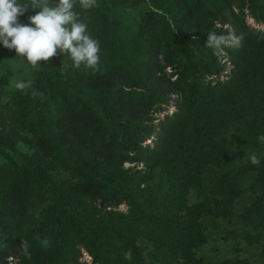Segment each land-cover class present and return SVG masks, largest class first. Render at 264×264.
<instances>
[{"label": "trees", "instance_id": "trees-1", "mask_svg": "<svg viewBox=\"0 0 264 264\" xmlns=\"http://www.w3.org/2000/svg\"><path fill=\"white\" fill-rule=\"evenodd\" d=\"M142 1L87 8L102 75L85 97L74 80L57 93L54 56L35 107L31 92L0 110V264H81L82 231L94 264H212L195 253L206 222L236 212L264 257V32L247 23L264 25V0ZM209 32L242 40L216 50Z\"/></svg>", "mask_w": 264, "mask_h": 264}, {"label": "rangeland", "instance_id": "rangeland-1", "mask_svg": "<svg viewBox=\"0 0 264 264\" xmlns=\"http://www.w3.org/2000/svg\"><path fill=\"white\" fill-rule=\"evenodd\" d=\"M138 7L140 10H147V3L139 0ZM20 0H18V3ZM56 0H50L52 6H55ZM73 3V12L77 13L78 22L84 23L86 25V31L89 30V23L93 17L87 14V8L83 7L81 0H72ZM80 4V5H79ZM89 9V8H88ZM39 9H29L24 15L17 18V22L29 25V17L35 15ZM93 12L100 15H105L106 19L110 17L109 12L105 13L102 8L97 6V9L93 8ZM93 16V15H92ZM247 23L254 28L256 31L264 32V25L255 23L251 18H247ZM68 57H66L67 63L61 54L57 51V59L60 64L57 69L47 71V74H50V81L53 83V86L56 88L57 93L60 90L65 88L66 90L70 88V82L74 80L75 84V96L81 95L85 97V90H87L86 84L91 80L97 78L98 75H102L99 65L95 67H89L86 63H81L79 67H76L74 61L71 59L70 54L67 52ZM94 69V70H93ZM92 70L94 72H92ZM44 73L38 65L32 66L26 59V57L17 55L15 49H7L0 43V110L2 111L3 116L11 115L13 112L12 109V100L16 96L28 97L32 92V102L28 106L33 109L36 103L39 101L40 92L33 85L37 77L41 76ZM71 76V79L68 77ZM32 81L31 86L25 89H18L16 87L17 82H27ZM33 85V87H32ZM32 87V88H31ZM36 95L34 92H36ZM29 100V98H28ZM47 110L54 115L55 111L52 108L50 101L46 102ZM171 111V110H170ZM169 111V112H170ZM162 117V115H160ZM3 160V159H2ZM198 201V198L194 193L189 196V203H194ZM46 202H44V205ZM238 208V207H236ZM118 209L123 212H128V206L122 204L118 206ZM207 231H206V241L205 243L195 251L198 258H201L206 263H219L224 260H246L249 264H264V257L261 254V242L257 243L254 240H246L245 236L247 233L252 234L249 228H247L237 217V212L235 216L219 219L215 221V224L207 220ZM31 229L30 231H27ZM33 227H24L22 231H19L16 236L31 233ZM27 231V232H26ZM27 234V235H28ZM26 235V236H27ZM88 235L82 232H76L71 241L75 243V249H73V255L76 256L78 262L81 264H94L92 259L87 253L86 239ZM9 263L13 262V258H8Z\"/></svg>", "mask_w": 264, "mask_h": 264}, {"label": "clouds", "instance_id": "clouds-1", "mask_svg": "<svg viewBox=\"0 0 264 264\" xmlns=\"http://www.w3.org/2000/svg\"><path fill=\"white\" fill-rule=\"evenodd\" d=\"M83 7L95 4V0H81ZM39 11L29 17L30 24L17 22L19 16L29 9ZM72 0H56L52 6L50 0H0V43L7 49H15L17 55L26 57L27 61L36 66L40 61H48L57 55V50L68 52L76 67L86 63L89 67L98 64L100 51L97 41L86 35V25L78 22L77 13L73 12ZM242 37L233 33L217 35L209 32L206 46L222 50L221 45L231 43L238 47ZM32 81L17 82L18 89L31 86ZM264 142V136L259 137ZM253 165L260 163L259 157L250 155ZM42 243L47 246L48 240ZM25 255H28L27 242H22Z\"/></svg>", "mask_w": 264, "mask_h": 264}]
</instances>
